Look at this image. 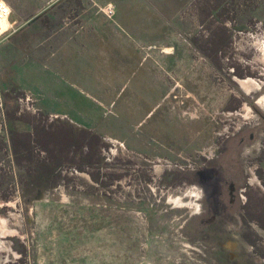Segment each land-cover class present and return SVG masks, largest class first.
<instances>
[{
  "label": "rangeland",
  "instance_id": "obj_1",
  "mask_svg": "<svg viewBox=\"0 0 264 264\" xmlns=\"http://www.w3.org/2000/svg\"><path fill=\"white\" fill-rule=\"evenodd\" d=\"M55 4L79 83H0V264H264V0Z\"/></svg>",
  "mask_w": 264,
  "mask_h": 264
},
{
  "label": "crops",
  "instance_id": "obj_2",
  "mask_svg": "<svg viewBox=\"0 0 264 264\" xmlns=\"http://www.w3.org/2000/svg\"><path fill=\"white\" fill-rule=\"evenodd\" d=\"M4 1L12 9L9 24L13 25L11 29L0 37V83L7 84V91L23 89L18 84L29 83L32 92H36L37 96L40 95L42 90L46 89L44 91L49 92L48 97L50 98L54 96L51 92H55L57 86L61 90H67L68 86H72L71 83L78 84L79 80L69 77L71 74L70 70H65L59 59L54 58L52 53L47 57L45 54L46 49L42 47L41 38L37 40L34 37L36 40L31 44L26 41L25 27L29 25L31 20H33L34 24H37L38 21L44 18V15L48 14V17H51L50 13L53 12L52 5L59 0H38V2H49L50 5L27 16L22 15L19 11V4L24 0ZM50 8L52 9L49 11ZM25 19L27 21H24ZM39 23L41 24V22ZM59 56H61V51ZM81 87L82 89L84 88L82 85ZM9 96L6 99V111L4 113L8 115L12 122H15L17 121L16 116L22 110L17 96H13L11 93H9ZM21 123V129H26L25 123ZM22 141L17 138L8 139V142ZM28 142H34V138L29 139Z\"/></svg>",
  "mask_w": 264,
  "mask_h": 264
},
{
  "label": "built area",
  "instance_id": "obj_3",
  "mask_svg": "<svg viewBox=\"0 0 264 264\" xmlns=\"http://www.w3.org/2000/svg\"><path fill=\"white\" fill-rule=\"evenodd\" d=\"M105 13L109 17H114L116 14L115 7L112 5L107 6L105 8ZM11 15H12L11 7L4 0H0V26H1L2 22H4V21L9 22ZM12 27H13V25L8 27L6 30H2V28L0 27V37L2 35H4Z\"/></svg>",
  "mask_w": 264,
  "mask_h": 264
},
{
  "label": "bare ground",
  "instance_id": "obj_4",
  "mask_svg": "<svg viewBox=\"0 0 264 264\" xmlns=\"http://www.w3.org/2000/svg\"><path fill=\"white\" fill-rule=\"evenodd\" d=\"M11 25L9 24V22L8 21H4V22H2V24H1V28H2V30H6L8 27H10Z\"/></svg>",
  "mask_w": 264,
  "mask_h": 264
}]
</instances>
